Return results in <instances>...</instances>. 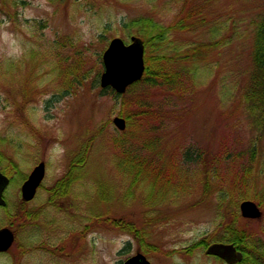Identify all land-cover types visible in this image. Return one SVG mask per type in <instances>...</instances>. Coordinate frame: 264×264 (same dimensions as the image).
Wrapping results in <instances>:
<instances>
[{
	"label": "rangeland",
	"instance_id": "374dc122",
	"mask_svg": "<svg viewBox=\"0 0 264 264\" xmlns=\"http://www.w3.org/2000/svg\"><path fill=\"white\" fill-rule=\"evenodd\" d=\"M11 1L0 0V62L22 61V68L12 85L0 82V140L5 139L1 148L13 154L14 149L6 142L9 139L27 140L33 147L17 151L26 173L24 179L13 180L0 165L10 179L4 191L6 205L0 206V227L20 225L14 245L0 253V264H121L138 251L152 264H226L205 255L203 248L193 253L183 249L213 237L215 231L224 233L225 219L230 222L229 213L237 212L236 207L234 211L230 207L236 196H223L218 189L233 184L241 165L251 164L254 171L264 168V132L252 126L241 98V86L248 79L243 71L251 64L249 27L263 0L203 2L223 23L222 33L227 37L214 56V71L202 73L200 83L182 95L172 96L142 85L128 88L125 99L130 109L141 102L146 112L131 126L125 120L124 129L114 122L117 116L124 118V98L101 87L100 76L94 82V71L76 93L63 95L64 75L53 83L49 80L56 71L41 68L44 91L29 104L35 124L32 130L40 129V137L29 132L19 111L24 102L23 79L34 73L25 58L30 48L45 51L47 66L61 64L68 72L69 65L86 58L87 69L114 38L129 43L137 34L136 30H125V22L149 16L167 24L175 10L172 4L168 9L169 0H17L19 19L13 22L7 16V12H14ZM234 25L240 26V35ZM201 30L171 38L175 45L191 44L205 38ZM17 48L19 55H9ZM161 111L165 127L152 132L156 113ZM153 136L161 137L160 154L168 161L166 166L178 164L174 172L161 166L162 176L176 184L185 179L190 186L178 200L160 201L157 194L149 196L144 190L134 194L132 190L128 176L131 169L116 141L123 147L130 144L134 150ZM84 143L90 148L79 171L81 180L65 194L56 183L67 171L70 157L84 150ZM195 147L204 156L186 154ZM235 155H239L237 162ZM42 161L46 163L44 187L25 202L22 185ZM53 198L57 199L55 206L49 205ZM24 202L33 208L28 217L19 212ZM97 215L132 222L164 252L142 250L134 237L114 225L94 221L88 230H79L87 228ZM237 223L264 241V219L246 223L239 218ZM32 248L37 250L26 251Z\"/></svg>",
	"mask_w": 264,
	"mask_h": 264
},
{
	"label": "trees",
	"instance_id": "16d2710c",
	"mask_svg": "<svg viewBox=\"0 0 264 264\" xmlns=\"http://www.w3.org/2000/svg\"><path fill=\"white\" fill-rule=\"evenodd\" d=\"M209 1L210 0H169L168 9H170V4H172V8L175 12L170 17L167 24H163L161 21L149 16H141L124 23L125 30H129L130 32L136 30V35L145 42L146 46V69L144 76L130 85L129 89H133L137 85H142L148 90L165 91L172 96L182 95L200 83L202 73H207L210 70L214 71V56L218 53L219 48L222 47L225 41H227V37L222 33L224 30L223 23L220 22L219 18L214 14H211L210 9L204 6L203 2ZM11 4L12 6L14 5V12H7V16L8 20L15 22L19 19L18 2L17 0H12ZM234 26L238 28L240 35V26ZM200 28H202L201 33L205 38L203 37L200 40H195L187 45H175L173 43L171 37L191 34ZM249 28L250 37L252 39L250 50L251 64L250 67L243 71V74H245V77H248V79L246 84L241 86V98L245 104L247 115L252 118V126L264 132V0L256 16L252 19ZM101 38H104V36L102 35ZM44 52H42V49L32 47L26 52L25 57L31 64V69H33L34 73H31L27 79H23L22 93L24 102L19 108V111L25 127L34 137L37 135L40 137L41 130H32V126H35V124L31 119L29 104L34 96H38L44 91V72L41 68H47L51 72L56 71L55 77L49 80L53 83L55 80L57 82L59 77L64 75V80L62 81V88L64 89L60 90L63 95L65 93H76L78 91L77 89L81 85H84L85 81L91 77L92 71L95 72L94 82L98 81V77L104 69L102 53L100 52L92 67L85 69L86 67L84 64L87 63V60H85L86 58H79L77 63L74 62V64L69 65L68 72H64L61 64L54 65L53 67H51V65H45L49 59ZM8 61L9 60H3L0 62V82L1 84L8 82L12 85L14 81L18 80L19 75H17L16 72L21 70L22 61ZM69 61L70 59H68V62ZM3 69L4 73L1 72ZM6 74L9 76L6 77L7 81L1 78V76ZM104 88H108L113 94L117 96L121 95L124 98L121 115L127 120L129 126L136 124L135 120L145 114L144 104L141 102H138L135 109H130L129 103L125 99L126 93L119 94L110 86ZM156 120L157 123L151 127L152 132L161 130L165 127L162 111L156 113ZM160 141L161 137L153 136V138L148 141H141L134 150L129 148L130 144L123 147L119 140L116 141V143L123 148L124 162L131 169L129 170L128 176L130 177V183L134 194L138 193V190L139 192L144 190L149 196L157 194L160 201L166 199L178 200L182 195L181 192L189 189L190 186L185 183V179H182L180 183L176 184L173 180L168 179L166 176H162L161 166L165 168L170 167L174 172L173 169L177 167L178 164L166 166L165 163L168 161H164L163 156L160 154L163 153L159 148L161 145ZM4 142L5 139L0 140V165L2 169L6 173L13 175V180L18 177L24 179L26 173L22 169L17 151L21 152L22 150L32 149L31 147H33V145L27 140L15 142V140L9 139L6 142L14 149L13 154L10 155L1 148ZM26 146L28 148H25ZM83 147V151L78 152L75 156L73 154L70 157L67 171L56 183L57 187L59 189L61 188L60 190L65 194H68L76 183L81 180L79 171L81 167L85 165L86 158L89 156L87 152L89 151L90 145L84 143ZM26 154H29V152ZM186 154L195 155V158H199L203 153L200 149L195 147L190 153L186 151ZM237 159H239V155H235V162H237ZM250 165L251 164L246 165V163L242 164L241 171L238 173L233 184L229 185L227 188L218 189L219 193L223 196H236V200L231 201L230 207H232L231 210L236 207L237 212H233V210V213H229L231 221L228 222L225 219L224 229L223 227L219 228H222L224 233L218 235V231H215L213 237L200 239V241L192 247L183 249L184 252L193 253L196 249L205 248L212 242L223 241L233 243L237 249L243 253L242 261L237 264H264L263 238L258 234L244 229L245 227L242 228L240 224L237 223L239 218L245 220L246 223L251 221V219L241 215L239 211L241 201L251 199L260 207L264 208V168H260V170L257 168V170L254 171ZM14 174H18V176L14 177ZM65 182L68 183L65 184ZM56 204V198L50 200L49 205L55 206ZM32 210L33 208H29L24 202L19 212H22L23 217H28V215L32 213ZM96 217V219L95 217L90 219L92 223L88 225L87 228L84 227L79 230H82L81 232H84V229L88 230L93 226L94 221H96V223L100 222L106 225H114L134 237L142 250H146V252L149 253L153 251L164 252L161 246L151 244L145 233L136 228L132 222L125 221L122 218L117 219L115 218L116 216L113 215H97ZM244 225L247 226L246 224ZM31 250L33 249H28L26 251ZM176 252L181 253L182 250Z\"/></svg>",
	"mask_w": 264,
	"mask_h": 264
},
{
	"label": "water",
	"instance_id": "95a60500",
	"mask_svg": "<svg viewBox=\"0 0 264 264\" xmlns=\"http://www.w3.org/2000/svg\"><path fill=\"white\" fill-rule=\"evenodd\" d=\"M132 43L126 45L124 40L116 37L103 54L105 70L101 75V85H111L119 92H124L127 86L141 78L144 69V44L138 37H132ZM132 59V60H131ZM116 125L124 129L126 122L122 117H115ZM45 175V163L40 162L30 173L28 179L22 185V196L25 200H31ZM9 177L0 170V205H5L4 190L9 184ZM242 215L250 218L261 216V210L252 200H244L240 205ZM14 232L9 227L0 229V251H6L13 244ZM207 254L218 256L228 263H235L243 258V254L237 251L233 243L214 242L206 249ZM122 264H151L146 257L139 253L128 258Z\"/></svg>",
	"mask_w": 264,
	"mask_h": 264
},
{
	"label": "clouds",
	"instance_id": "9594fccd",
	"mask_svg": "<svg viewBox=\"0 0 264 264\" xmlns=\"http://www.w3.org/2000/svg\"><path fill=\"white\" fill-rule=\"evenodd\" d=\"M5 35H7V33H5ZM20 54V50L17 48V49H14L12 52L9 53V55H19Z\"/></svg>",
	"mask_w": 264,
	"mask_h": 264
},
{
	"label": "bare ground",
	"instance_id": "6f19581e",
	"mask_svg": "<svg viewBox=\"0 0 264 264\" xmlns=\"http://www.w3.org/2000/svg\"><path fill=\"white\" fill-rule=\"evenodd\" d=\"M132 60V59H131Z\"/></svg>",
	"mask_w": 264,
	"mask_h": 264
}]
</instances>
